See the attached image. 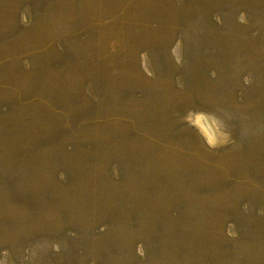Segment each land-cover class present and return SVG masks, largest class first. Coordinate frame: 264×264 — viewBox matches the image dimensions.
<instances>
[{"label":"rangeland","instance_id":"374dc122","mask_svg":"<svg viewBox=\"0 0 264 264\" xmlns=\"http://www.w3.org/2000/svg\"><path fill=\"white\" fill-rule=\"evenodd\" d=\"M0 253L264 264V0H0Z\"/></svg>","mask_w":264,"mask_h":264},{"label":"clouds","instance_id":"9594fccd","mask_svg":"<svg viewBox=\"0 0 264 264\" xmlns=\"http://www.w3.org/2000/svg\"><path fill=\"white\" fill-rule=\"evenodd\" d=\"M207 144H208V146H210V145H211V141H207ZM228 234H229L230 236H231V235H234V233H232L231 231H229ZM2 256H6V253H0V257H2ZM0 264H6V260L0 258Z\"/></svg>","mask_w":264,"mask_h":264},{"label":"bare ground","instance_id":"6f19581e","mask_svg":"<svg viewBox=\"0 0 264 264\" xmlns=\"http://www.w3.org/2000/svg\"><path fill=\"white\" fill-rule=\"evenodd\" d=\"M200 122H202V123H203L204 121H201V120H200ZM204 124H205V123H204ZM207 131H208V130H207ZM208 133H209V132H208Z\"/></svg>","mask_w":264,"mask_h":264}]
</instances>
